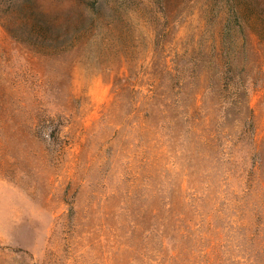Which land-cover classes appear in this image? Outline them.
I'll list each match as a JSON object with an SVG mask.
<instances>
[{
  "label": "rangeland",
  "instance_id": "374dc122",
  "mask_svg": "<svg viewBox=\"0 0 264 264\" xmlns=\"http://www.w3.org/2000/svg\"><path fill=\"white\" fill-rule=\"evenodd\" d=\"M100 1L0 0V264H264V0Z\"/></svg>",
  "mask_w": 264,
  "mask_h": 264
},
{
  "label": "trees",
  "instance_id": "16d2710c",
  "mask_svg": "<svg viewBox=\"0 0 264 264\" xmlns=\"http://www.w3.org/2000/svg\"><path fill=\"white\" fill-rule=\"evenodd\" d=\"M72 8H75L74 11L78 13L79 17L81 18L85 16L86 18H90V15L92 14L95 18L98 19V18H103L106 6H105V2H102L100 0H72ZM39 13L40 16H43L41 20V25L35 24L34 30L41 33L44 37H47L52 32L53 29L52 20L50 18H46L45 17L46 14H42L41 12ZM73 39H75V37ZM247 120L248 121L246 122H247V126H249L250 128L249 129L250 134H253L254 133L253 120L251 117H249Z\"/></svg>",
  "mask_w": 264,
  "mask_h": 264
}]
</instances>
